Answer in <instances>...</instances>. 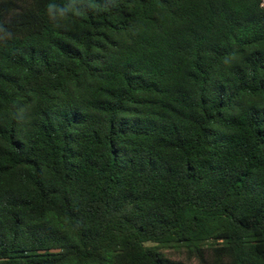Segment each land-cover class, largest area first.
Instances as JSON below:
<instances>
[{
    "label": "trees",
    "instance_id": "16d2710c",
    "mask_svg": "<svg viewBox=\"0 0 264 264\" xmlns=\"http://www.w3.org/2000/svg\"><path fill=\"white\" fill-rule=\"evenodd\" d=\"M263 0H0V264H264Z\"/></svg>",
    "mask_w": 264,
    "mask_h": 264
},
{
    "label": "rangeland",
    "instance_id": "374dc122",
    "mask_svg": "<svg viewBox=\"0 0 264 264\" xmlns=\"http://www.w3.org/2000/svg\"><path fill=\"white\" fill-rule=\"evenodd\" d=\"M165 252L167 253V255L174 259V260H178V261H185V262H189L191 264H196L194 261L190 262L187 259V255L185 253V250L183 248H177V249H167L165 250Z\"/></svg>",
    "mask_w": 264,
    "mask_h": 264
},
{
    "label": "built area",
    "instance_id": "2783aa9c",
    "mask_svg": "<svg viewBox=\"0 0 264 264\" xmlns=\"http://www.w3.org/2000/svg\"><path fill=\"white\" fill-rule=\"evenodd\" d=\"M262 5L264 6V0H263V4Z\"/></svg>",
    "mask_w": 264,
    "mask_h": 264
}]
</instances>
